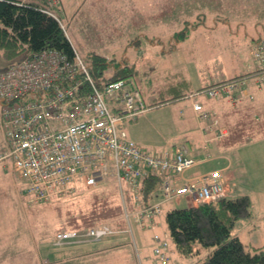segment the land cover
<instances>
[{"label": "rangeland", "instance_id": "rangeland-1", "mask_svg": "<svg viewBox=\"0 0 264 264\" xmlns=\"http://www.w3.org/2000/svg\"><path fill=\"white\" fill-rule=\"evenodd\" d=\"M256 2L61 0L54 10L73 47L87 62L95 51L107 59L105 75L110 76L117 68L132 70V75L126 77L127 89H132L133 82L138 83L150 105L135 118L125 116V128L144 149L159 152L182 142H187L189 148L204 145L194 101L208 105L214 97L204 92V87L250 76L255 70L251 49L255 37L264 32V3ZM183 28L188 36L178 41L174 32ZM25 55L9 57L0 48V68ZM177 95L182 96L158 104ZM256 117L264 119V108ZM217 140L211 141L212 153L221 151ZM235 150L244 158V146L238 145ZM259 164L264 172V156ZM190 173L188 170L185 175ZM76 180L80 189L77 195L36 202L26 189L28 178L10 159L0 160V264H146V254H152L154 264L165 263L154 253L155 234L168 231L165 213L170 208L189 206L186 198L165 200L160 189L153 200L164 199V219L160 224L157 221L159 227L156 223L142 227L133 215L129 222L123 208L119 210L122 197L116 182L108 179L98 186H88L81 177ZM236 181L229 182L228 196L249 195L251 215L239 219L231 232L254 252L255 247L264 245V194L259 190L264 187V179ZM107 218L115 225H124L126 231L99 240L57 245L49 254L41 248L43 237L52 241L54 232L61 228L92 225ZM168 239L170 251L181 255L171 259L170 264H177L179 257L184 260L182 264H201L214 249L199 243L197 255L187 256Z\"/></svg>", "mask_w": 264, "mask_h": 264}, {"label": "built area", "instance_id": "built-area-1", "mask_svg": "<svg viewBox=\"0 0 264 264\" xmlns=\"http://www.w3.org/2000/svg\"><path fill=\"white\" fill-rule=\"evenodd\" d=\"M42 2L40 8L56 17L54 7L60 0H23ZM256 61V85L264 88V37L251 49ZM74 48L70 56L57 48H43L0 68V160L10 159L28 178L26 189L36 202L62 198L76 192V179L88 186L106 181L120 188L125 216L146 227L157 225L164 211L163 200L186 198L210 202L229 195L224 168L191 172L200 161L191 155L187 144L173 145L164 151H149L132 139L125 128V116L137 117L149 107L142 92L127 80L111 79L106 89L89 91L87 82L96 78ZM239 80L220 82L204 88L214 98L224 94L239 100L235 90ZM198 118L211 117L202 102L195 101ZM215 121H218L215 119ZM161 175L164 199L147 202L144 180ZM181 181V182H180ZM117 232L108 224L86 230L64 229L56 233L55 243L99 240ZM168 237V236H167ZM154 253L166 259L169 240L155 234Z\"/></svg>", "mask_w": 264, "mask_h": 264}, {"label": "trees", "instance_id": "trees-1", "mask_svg": "<svg viewBox=\"0 0 264 264\" xmlns=\"http://www.w3.org/2000/svg\"><path fill=\"white\" fill-rule=\"evenodd\" d=\"M252 1L264 3V0ZM41 5L43 3L38 1L21 3L19 0H0V48L5 51L7 56L14 57L21 53L30 55L49 47L63 50L70 56L74 55V47L65 32V28L56 17L42 10ZM187 36V29L183 28L174 32L173 37L180 41ZM262 37H264V32L255 37V40ZM89 57L91 59V63L88 61L89 67L101 88L111 79L122 78L127 80L126 77L132 75V70H118V68L112 71L110 76L105 75L103 71L104 65L107 64L105 56L94 51ZM239 78L234 77L223 82ZM132 85L141 91L138 83L133 82ZM181 96L177 95L172 99H163L158 104L175 100ZM161 181L162 176L159 174H152L144 180V198L147 202L154 201L158 197ZM79 191L80 189L65 197L75 196ZM54 199L59 200L60 198ZM118 205L119 210H122V203ZM250 209L251 200L248 195L226 196L210 202H201L197 205L170 208L165 213L168 237L175 243L177 250L187 256L197 255L199 252L197 245L199 243L206 247L213 246V251L201 264H264V245L255 247L254 252L249 251L243 240L237 235L233 236L231 232L239 219L251 215ZM163 213L164 211L161 214ZM122 214L120 212V216ZM111 222H113V219L107 218L101 221L96 220L92 225H72L59 230L77 229L82 231L103 224H108L119 230L125 229L124 225L121 227V225H115ZM57 231L54 232L52 241L47 242L45 241L46 237H43L44 242L41 248H45L46 254H49L51 249L57 246L55 243ZM165 256L166 259L163 261L157 255L158 260L166 263L169 256L168 254H165Z\"/></svg>", "mask_w": 264, "mask_h": 264}, {"label": "crops", "instance_id": "crops-1", "mask_svg": "<svg viewBox=\"0 0 264 264\" xmlns=\"http://www.w3.org/2000/svg\"><path fill=\"white\" fill-rule=\"evenodd\" d=\"M260 33L262 32H259V34ZM175 44L179 45L180 43ZM238 80L240 81L239 86L235 90V93L239 97L237 102H232L225 96L224 98H214L213 102L208 105L205 103L203 104L206 110L211 111L210 118L205 120L198 118L199 130L205 137V144L202 145L199 143V145H193L192 148L188 147L190 154L200 159L199 163L189 170L190 172H200L222 167L224 168V174L228 184L232 179L235 181L237 180V184L242 181V178L245 180L254 178L264 179V172H261L262 169H260L261 166L259 164V161L262 160L264 156V119L256 117L263 113L264 88H260L256 85V73H251L250 76L240 77ZM146 99H148L147 96ZM195 113L197 116L199 115V112L195 111ZM215 119L218 121H215ZM131 138L134 139L133 137ZM213 139H218L216 144L217 146L219 144L221 148V151L218 153H212L210 150L211 141ZM183 143L188 146L187 142L179 144ZM251 144L253 147L250 146ZM238 145H242L245 148L244 158L240 157L235 150V147ZM259 170L261 173H258ZM254 173H257V175L252 177ZM259 190L264 194V187L259 188ZM162 215L163 214H160L157 217L159 224L160 220L164 219ZM117 230V233L124 231V229ZM159 234L168 239L167 236L169 234L167 230H165L163 234ZM169 246L170 241L167 248L169 258L166 263L162 264H170L171 259H174L176 255L181 256L180 254H176L175 251L171 252ZM103 248H105V246ZM144 260L146 264L155 263L152 254H146ZM183 261L184 260L179 257L177 259V264H182Z\"/></svg>", "mask_w": 264, "mask_h": 264}, {"label": "bare ground", "instance_id": "bare-ground-1", "mask_svg": "<svg viewBox=\"0 0 264 264\" xmlns=\"http://www.w3.org/2000/svg\"><path fill=\"white\" fill-rule=\"evenodd\" d=\"M21 3H23L24 1L23 0H19ZM50 14V13H49ZM42 50V49H41ZM41 50H39V51H41ZM39 51H36V52H39ZM16 61V60H15ZM14 62V61H13ZM12 62V63H13ZM91 70V69H90ZM110 82V81H109ZM109 82H107L102 88L98 85V83H97V81H96V83L95 84H93L92 82H87L86 83V87L88 88V90L89 91H95V88H97V89H101V90H105L106 89V87H107V85H108V83Z\"/></svg>", "mask_w": 264, "mask_h": 264}]
</instances>
